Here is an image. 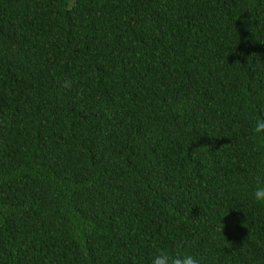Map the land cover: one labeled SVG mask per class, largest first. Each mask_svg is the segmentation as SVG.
I'll return each mask as SVG.
<instances>
[{"label":"trees","instance_id":"1","mask_svg":"<svg viewBox=\"0 0 264 264\" xmlns=\"http://www.w3.org/2000/svg\"><path fill=\"white\" fill-rule=\"evenodd\" d=\"M259 117L264 0H0V264H264Z\"/></svg>","mask_w":264,"mask_h":264},{"label":"clouds","instance_id":"2","mask_svg":"<svg viewBox=\"0 0 264 264\" xmlns=\"http://www.w3.org/2000/svg\"><path fill=\"white\" fill-rule=\"evenodd\" d=\"M251 133L253 139L264 136V117L255 119ZM255 185L254 190L249 194V198L256 204L264 205V178L257 177ZM223 229L224 225L221 231ZM151 264H199V261L189 254H183L177 251L173 255L165 249L157 248L152 256Z\"/></svg>","mask_w":264,"mask_h":264}]
</instances>
